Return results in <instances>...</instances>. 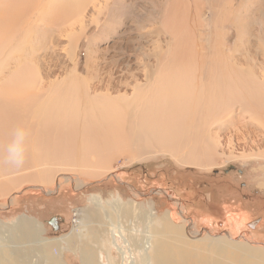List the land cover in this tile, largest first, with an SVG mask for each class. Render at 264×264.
I'll return each mask as SVG.
<instances>
[{"label":"bare ground","instance_id":"bare-ground-1","mask_svg":"<svg viewBox=\"0 0 264 264\" xmlns=\"http://www.w3.org/2000/svg\"><path fill=\"white\" fill-rule=\"evenodd\" d=\"M74 1L0 0V196L9 195L8 203H12L9 193L24 182L37 183L29 189L46 187L50 192H54L52 184L84 188L85 178L122 183V174L107 172L111 161L120 160L123 168L158 160L157 155L167 156L180 170L199 169L208 176L216 166L241 162L247 168L256 160L261 175L251 182L263 192L264 0H241L236 9L233 0H203L212 15L227 19L207 22L189 20L188 0H166L176 12L169 14L165 8L169 15L163 12L166 16L162 15L160 25L146 31L153 38L149 54L153 62L147 64L146 58L142 79L130 71L118 79L114 71L92 70L96 35L87 41L85 73L77 74L81 42L93 27L98 26L101 33L109 28L108 20L100 18L111 7L110 0H90L92 15L85 20L89 6L85 12L81 9L88 2L74 5ZM198 4L194 0L192 6ZM253 9L261 13L256 20H248ZM79 10L81 20H63ZM232 32L235 39L230 43ZM165 33L172 39L171 46ZM17 129L25 132L20 144L24 159L18 166L8 160ZM58 168H66L70 175L58 174ZM124 187L134 194L132 198L146 196ZM150 194L165 198L173 212L159 219L156 209L142 210L141 205L119 199L101 205V212L100 197L92 198L97 207L92 218L87 217L93 225L89 244L83 242L80 249L81 264H103L101 236L115 229L127 235L130 250H141L145 241L137 264H264V244L255 243L254 237L216 236L208 230L204 237H194L196 219L187 220V207L175 199V192L156 189ZM237 204L226 211L241 212L245 203ZM201 209L206 212L205 206ZM40 228L35 219H25L17 230L10 229L9 236L0 233V264H37L9 248L24 243H29V252L45 248L42 261L60 264L59 255L51 249L60 247L56 245L60 240L70 245V238L56 239L50 247L45 239L41 246L33 245ZM139 228L142 235L136 237ZM105 254V262L120 264Z\"/></svg>","mask_w":264,"mask_h":264},{"label":"rangeland","instance_id":"rangeland-1","mask_svg":"<svg viewBox=\"0 0 264 264\" xmlns=\"http://www.w3.org/2000/svg\"><path fill=\"white\" fill-rule=\"evenodd\" d=\"M82 1L85 4L88 2V5H84L81 10L83 11L84 8L86 10V7L89 6L87 7L89 8L88 12H85V10L83 11L86 14L85 20H89L91 19L92 15V4L90 3V0H75L72 3L74 5H81L83 3ZM229 1L231 0H228V2ZM193 2L194 0H188L189 4H187L189 7V20H205L206 22L208 20L216 19L227 20L223 15H212L211 7H207L203 3V0H197L199 4L196 7L192 6ZM232 2H235L233 4L234 9H236L241 4V0H233ZM254 3L257 5V1ZM200 5L201 11L199 10ZM109 7L111 8L108 11L111 12L109 13L107 11L100 18V20H108L109 28H107L105 31L102 30V33H104L102 34L98 26L93 27L86 35L85 40H83L80 44L77 55V67L79 66L77 74L82 76L85 73L84 66L85 53L88 47L87 41L89 38H92L93 35H96L98 36L95 39L96 47L94 44V47L91 48V69L93 67L95 69H100L102 73H113L114 71V75L118 79L124 75V78H126L128 75L126 73H129L130 71V73H137L139 76L138 78L142 79L145 61L147 62L146 58L149 57V54H151V50L153 48V42L151 41L153 38L147 34L146 31L160 25L161 20H164V17L166 16V10L169 12V14L175 13V5L172 4L169 7V4H167L166 0H110ZM165 8L166 10L164 11ZM81 10L70 13L73 16H77V18L70 14H66L67 18H64L63 20H81L80 15L83 14ZM172 10L174 11L172 12ZM163 12L166 13L163 15ZM153 13L155 15L158 13L156 15L157 17ZM260 13L261 11H257V9L251 10L248 20H256V15ZM162 15L164 17H162ZM218 16L220 18H217ZM44 19L49 20V18H43L42 20ZM136 19L138 20L136 21ZM261 19H264V14H262ZM228 20H231V18H228ZM234 39L235 33L232 32L229 42L233 43ZM171 40V37L165 33V41L169 46H171ZM152 62L153 59L149 57L147 64H152ZM164 156L157 155V157H159L158 160L148 161L146 162L147 164L139 163L131 166L128 165L124 166L123 168L121 167L120 160L112 159L113 161H111L108 165L107 172L117 171L118 174H122L124 176H122L121 179L123 184L119 181H113L112 178H109L107 181H101L103 179L92 180L85 178L86 176H81V178H85L84 183L88 181L87 184H85L86 187L73 190L71 189L73 187L72 184H62L60 187H58L56 184L57 189H55L56 185L52 184L50 188L53 189L54 192H50L46 189V187L44 189L40 187L42 190L40 188L29 189V185L32 184L31 186H35L34 184L37 183L24 182L22 184L23 186L20 185L9 193L11 194L10 197H14L12 199V203H10L11 205L8 203L9 195L0 196V227H2L0 228V233L4 237L9 236L10 232L12 231L10 229L15 228V230H17L18 225L22 223L23 220L25 221V219H35L36 223H39L42 228L37 229L38 231L36 230L38 238L34 239L32 242L33 245L41 246V239H45L49 241L48 247H50L56 244L54 240L59 238L61 239V237H69L71 241L70 245H67L62 240H56L58 242L56 245L59 244L60 247H56L55 249L52 248L51 252H53V254L56 256L59 255L60 264H81L80 249L83 242H86V245L89 244V241H87V236L89 233V228L93 225V223L88 221L87 217L92 218L91 213H94L92 209L94 206L97 207L95 203L93 206V197H100L98 210L100 209L101 205L105 206L107 203L119 199L124 203L132 201V203H135L136 205H141L142 210H144V208L156 209V216L160 219L164 215L173 211L169 207L168 202H164L165 198L158 194L152 195L150 193L156 189H168L173 193L175 192V197H177L175 199H180L179 201L187 207L185 211L187 220L196 219L195 221L197 226H194L196 230L194 237L199 235L197 238H202L206 234L205 230H208L210 233L212 232L211 234L216 236H224L223 234H231L233 236L236 235V237L249 235L256 239L255 243L257 241L259 245L264 244V191L259 193V191L255 188V183L251 182L252 179L261 175V171L258 168L259 163L256 160L249 162L247 168H244L241 162H229L225 165L216 166V168H213L210 175L208 176L207 174H201L202 172H200L199 169L197 170L188 168L180 170L171 161H169L167 156ZM109 168L111 169L109 170ZM58 169V174L61 173L63 176L70 175V172H68L66 168ZM231 172L232 175L230 177L223 176L229 175ZM73 178L78 179L77 177ZM114 178L117 180L116 177ZM57 179L59 180L62 178ZM233 181L240 183L241 187H243L246 183V187L244 186L243 189H240V184L237 185ZM230 182L232 186L236 185V190H230L232 191L230 192L231 196L228 195L229 190H226V187H231L225 185L226 183ZM232 182L235 185H233ZM125 185L138 189L141 193L146 194V196L132 198L134 194L130 193L129 189L124 187ZM197 190L199 191L198 193H196ZM57 191H59V196L56 197L58 193ZM250 192H252L253 195L255 194L256 198L258 199L255 197L251 198L253 195H249ZM225 195H228V200L227 196L225 197ZM232 198H234L238 203H245L244 207L241 209V212L238 211V209H236L235 212L226 211L229 208L228 206L235 208L238 205L236 202H234V200H232ZM250 199L256 200L257 204L251 206L249 203L251 201ZM224 205L228 206H225L223 211L222 207ZM204 206L206 212L202 211L201 209V207L204 208ZM100 211L102 212L101 209ZM54 217L58 218L59 220L60 228L58 230H55L49 225L51 218ZM62 218L63 220H61ZM80 219H82L81 224ZM253 222H255V224L250 226L249 224ZM54 224L56 225L57 222H54ZM74 226H76V230L73 231ZM7 230L9 234L7 233ZM116 231L117 230L115 229L113 233L107 234L106 232L103 235L101 234V241L103 245L102 248L104 249V253L102 251L99 252V254L102 253L100 262H103V264H108L105 262L106 251L110 253L113 258L117 259L120 264H137V253L138 251L141 252L142 249L146 248L143 246L145 241L141 243V250L136 247L130 250L128 248L129 245H127V235L124 232L119 233ZM143 234L145 235L144 232ZM138 235H142L141 228L137 229L135 236L137 237ZM256 235L258 236L256 237ZM259 236H262V239L258 240L257 238ZM28 244L29 243L16 245L12 244L9 246V248H11L13 252L18 250L14 253L17 256L28 257L27 259L31 261L34 258V261L32 262H37V264H50L46 261H42V258L44 259V254L46 255L45 248H43L44 253L38 248V252H29V250L26 249ZM254 246H256V244H254ZM120 251H123L125 255L123 256L122 252ZM229 263L232 264L231 261H229Z\"/></svg>","mask_w":264,"mask_h":264},{"label":"clouds","instance_id":"clouds-1","mask_svg":"<svg viewBox=\"0 0 264 264\" xmlns=\"http://www.w3.org/2000/svg\"><path fill=\"white\" fill-rule=\"evenodd\" d=\"M25 132L23 129H17L15 133V139L10 145L8 150V160L10 163L15 165H20L23 163L22 149L20 147L21 142L23 141Z\"/></svg>","mask_w":264,"mask_h":264},{"label":"flooded vegetation","instance_id":"flooded-vegetation-1","mask_svg":"<svg viewBox=\"0 0 264 264\" xmlns=\"http://www.w3.org/2000/svg\"><path fill=\"white\" fill-rule=\"evenodd\" d=\"M232 173V172H231ZM230 174V173H229ZM223 176H227V175H223ZM235 184H237V185H239L240 183H236L235 181H233ZM232 182V183H233ZM233 183V185H235ZM243 184V183H242ZM226 186H229V187H231V188H228V187H226L227 189L226 190H228V189H233V190H236V185L235 186H232L231 185V182L230 183H226L225 184ZM240 187H241V184L239 185ZM245 187H246V183H245V185H244ZM244 186L243 187H239L240 189H243L244 188ZM199 191L197 190V192L196 193H198ZM257 194V193H256ZM54 195V194H53ZM195 195V194H194ZM193 195V196H194ZM229 196H231L230 194H228ZM228 195H225V197L227 196V200H228ZM249 195H253V193L252 192H250V194ZM52 196V195H51ZM243 196V195H242ZM245 196V195H244ZM57 197V196H56ZM253 197H255L256 198V196H255V194L253 195V196H251V198H253ZM256 199H258V198H256ZM232 200H234V202H236V200L234 199V198H232ZM251 201L249 202L250 203V205L251 206H253V205H256L257 204V202H256V200H253V199H250ZM237 203V202H236ZM226 206H228V205H226ZM61 220H63V218L61 219ZM54 222H57V224L55 225L54 224ZM65 223H66V219H65ZM50 226H52L55 230H58L59 228H60V225H59V220H58V218H56V217H54V218H51V221H50V224H49ZM57 225H59V226H57Z\"/></svg>","mask_w":264,"mask_h":264}]
</instances>
